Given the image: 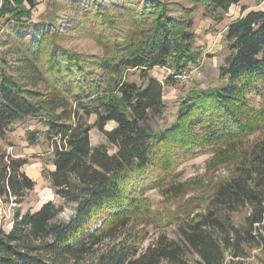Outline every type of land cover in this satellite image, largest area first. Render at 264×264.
Here are the masks:
<instances>
[{
  "label": "trees",
  "instance_id": "obj_1",
  "mask_svg": "<svg viewBox=\"0 0 264 264\" xmlns=\"http://www.w3.org/2000/svg\"><path fill=\"white\" fill-rule=\"evenodd\" d=\"M124 1L135 30L129 40H115L112 54L104 59L90 61L57 47L48 50L51 34L46 30L14 35L26 55L22 64L50 91L46 104L36 102L40 95L23 84L31 73L24 75L27 70L21 68L16 74L0 64V142L15 123L44 121L56 144L55 170L47 178L62 201H49L36 212H17L12 229H0V264H82L89 257L94 258L91 264H264V137L240 150L264 130V109L257 110L249 98L264 92V11H250L228 25L230 55L221 69L223 83L191 89L180 102L176 122L156 133L151 123L166 113L164 89L170 83L151 72L183 73L194 60L190 43L196 37L195 21L186 8L184 16H170L159 0H146L141 8ZM240 1L192 0L218 19ZM36 5L37 0H2L0 20L9 17L8 22L29 32L21 17ZM90 5L97 6L91 18L110 21L97 4ZM44 54L48 60L38 66ZM136 70L141 84L123 76ZM48 109L62 112L50 114ZM92 115L97 117L94 125L84 119ZM110 123L116 127L106 130ZM94 128L106 145L92 146ZM111 148L116 152L110 153ZM204 151L236 166L235 175L217 187L210 209L199 219L180 223L177 238L160 236L146 249L141 248L143 237L132 234L112 243L134 217L147 212L146 202L138 198V181L154 180L153 169L170 170ZM25 165L22 159L0 163V198L21 203L35 189ZM68 209L72 216L59 220ZM243 209L248 214L236 224L233 216Z\"/></svg>",
  "mask_w": 264,
  "mask_h": 264
},
{
  "label": "rangeland",
  "instance_id": "obj_2",
  "mask_svg": "<svg viewBox=\"0 0 264 264\" xmlns=\"http://www.w3.org/2000/svg\"><path fill=\"white\" fill-rule=\"evenodd\" d=\"M131 1L140 8L146 3V0ZM159 1L167 6L170 16L175 18L184 16L183 8L192 11L191 16L195 21L193 32L196 37L190 43V47L194 60L186 65L183 72L199 70L202 76L193 82L183 83L177 79L179 75L177 76L173 70L169 72L167 69L156 68L151 72V75L160 82L170 83V86L164 89L166 113L161 119L151 123L156 133H162L176 122L180 102L191 89L216 88L223 83L221 69L227 66L230 55L226 39L228 25L250 11H264V0H241L228 12H221L219 16H222V19H218L215 14H207L205 7L193 3L192 0ZM0 4L2 5L1 0ZM90 4H97L99 9H102L105 16L109 17L113 28H110V23L105 18L103 21L91 18V12L97 6L91 7ZM124 4V0H37L36 7L21 17V23L25 24L24 28H28L29 32H23L22 26L8 22L9 17L0 20V64L6 63L16 74H19L17 72L21 68L27 70L28 65L22 64L26 55L20 51L19 44L13 39L14 35L16 33L33 35V32L43 33V30L51 34L47 37V48L50 51L57 47L90 61L104 59L112 54L115 40L120 42L129 40L130 34L135 30ZM24 7L30 9L27 5ZM47 60L48 57L44 54L42 63H38V66H45L41 64ZM90 68L97 74H102L96 67ZM28 72L25 71L24 75L31 73V78H23V84L40 95L36 102H48L51 94L46 84L39 81L36 72ZM123 76L129 81L142 83L138 70L126 71ZM249 98L257 110L264 109V92L261 95L252 93ZM48 110L50 114L55 115L62 112ZM84 119L94 125L97 117L92 115ZM115 127L116 123H110L106 130ZM47 130L45 122L40 118H28L24 122L13 124L7 139L0 142V163H10L16 159L26 160L27 165L23 171L36 183L35 189L29 192L21 203L15 202L14 199L6 201L0 198V229L10 231L17 212L22 214L36 212L49 201L56 205L62 204L54 195L47 178L48 173L55 170L53 148L56 145L55 141L48 138ZM30 137L35 139L30 140ZM263 137L264 130L248 138L240 150H248L255 141ZM90 139L93 147L107 144L106 138L97 128L91 131ZM115 152L116 150L111 148L110 153ZM152 172L155 175L154 180L138 181L139 184L136 186L138 198L146 202V214L134 217L129 229L121 232L118 240L112 243H117L132 234L143 237L141 248L146 249L160 236L177 238L179 224L199 219L210 209L217 187L235 175L236 166L234 163H222L214 153L204 151L195 157L175 163L170 170L153 169ZM72 214V210L68 209L59 220H67ZM247 214L248 210L243 209L233 216V221L240 224ZM257 253L256 251L253 254ZM93 261L94 258L89 257L82 264H91Z\"/></svg>",
  "mask_w": 264,
  "mask_h": 264
},
{
  "label": "built area",
  "instance_id": "obj_3",
  "mask_svg": "<svg viewBox=\"0 0 264 264\" xmlns=\"http://www.w3.org/2000/svg\"><path fill=\"white\" fill-rule=\"evenodd\" d=\"M1 2H2V0H1ZM0 8H1V4H0ZM168 71L171 72L170 70H168ZM195 72H197V73L194 74ZM201 76H202V73L199 72V70H196V71H185V72L181 73L177 77V79L181 80V82H183V83H189V82H193L194 80L198 79Z\"/></svg>",
  "mask_w": 264,
  "mask_h": 264
}]
</instances>
